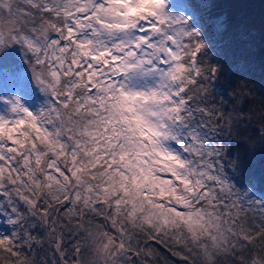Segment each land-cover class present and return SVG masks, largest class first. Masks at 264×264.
Segmentation results:
<instances>
[{
  "label": "snow or ice",
  "instance_id": "snow-or-ice-1",
  "mask_svg": "<svg viewBox=\"0 0 264 264\" xmlns=\"http://www.w3.org/2000/svg\"><path fill=\"white\" fill-rule=\"evenodd\" d=\"M172 5L0 0V264H38L46 244L39 264H156L153 241L186 264H264V200L225 170L233 144L264 147V107L228 109L219 88L208 103L219 66Z\"/></svg>",
  "mask_w": 264,
  "mask_h": 264
},
{
  "label": "trees",
  "instance_id": "trees-1",
  "mask_svg": "<svg viewBox=\"0 0 264 264\" xmlns=\"http://www.w3.org/2000/svg\"><path fill=\"white\" fill-rule=\"evenodd\" d=\"M185 3L188 7L181 9ZM172 6L175 11H187L193 17V23L202 29L203 39L208 44V60L219 66L216 85L208 89V103L218 100L216 89L219 88L224 90L226 108L260 112L264 107V0H173ZM245 91L253 94L250 99L241 95ZM30 93L35 94V89L32 88ZM229 93L236 97L234 101L228 99ZM26 96L29 97L28 94ZM196 122H193V128ZM253 123H258L255 116ZM223 135L218 133L216 138ZM226 139L231 142L232 138ZM237 152L241 154L239 158ZM227 160H238L239 167L236 170L228 167L227 163L225 165L228 176L237 188H247L256 195L257 201L264 200V147L257 143L248 152V145L233 144ZM260 211L256 206H245L249 222L259 219ZM13 231L14 226L9 223L8 216L0 215V234L11 235ZM44 231L36 228L33 233L43 236ZM64 237L65 250L70 253L73 237L68 233ZM163 239L167 240V237ZM151 246L158 257L156 264H186L179 256H173L164 243L153 241ZM173 250H179L178 246L173 247ZM48 251L46 244L44 251L37 250L34 253L38 264L41 257L53 259L47 254Z\"/></svg>",
  "mask_w": 264,
  "mask_h": 264
},
{
  "label": "rangeland",
  "instance_id": "rangeland-1",
  "mask_svg": "<svg viewBox=\"0 0 264 264\" xmlns=\"http://www.w3.org/2000/svg\"><path fill=\"white\" fill-rule=\"evenodd\" d=\"M4 63L7 64V65H12L14 66L17 70H21V69H24L25 67V64L21 58V53L16 50V49H11L9 50L5 56H4ZM26 94L29 95L26 96ZM25 94V99L28 101L29 105L31 107H35V96H36V90H35V94H32L30 92L26 93ZM3 106L0 105V108H2ZM238 190L242 193H246L247 196L250 198V199H255L256 198V195L250 191L249 189L247 188H242L240 190V188H238ZM256 200V199H255ZM259 201V200H258Z\"/></svg>",
  "mask_w": 264,
  "mask_h": 264
}]
</instances>
